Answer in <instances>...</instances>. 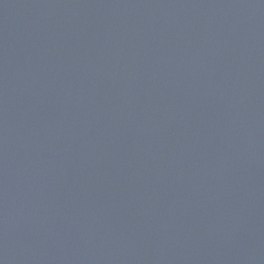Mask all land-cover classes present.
Instances as JSON below:
<instances>
[{
  "label": "water",
  "instance_id": "1",
  "mask_svg": "<svg viewBox=\"0 0 264 264\" xmlns=\"http://www.w3.org/2000/svg\"><path fill=\"white\" fill-rule=\"evenodd\" d=\"M0 264H264V0H0Z\"/></svg>",
  "mask_w": 264,
  "mask_h": 264
}]
</instances>
